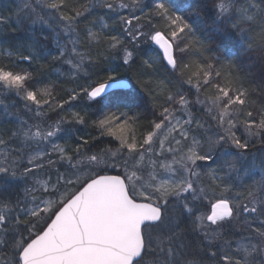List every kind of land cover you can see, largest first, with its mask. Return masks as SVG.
I'll list each match as a JSON object with an SVG mask.
<instances>
[{
	"label": "snow or ice",
	"instance_id": "6c2138e0",
	"mask_svg": "<svg viewBox=\"0 0 264 264\" xmlns=\"http://www.w3.org/2000/svg\"><path fill=\"white\" fill-rule=\"evenodd\" d=\"M0 264H264V0L0 10Z\"/></svg>",
	"mask_w": 264,
	"mask_h": 264
},
{
	"label": "trees",
	"instance_id": "16d2710c",
	"mask_svg": "<svg viewBox=\"0 0 264 264\" xmlns=\"http://www.w3.org/2000/svg\"><path fill=\"white\" fill-rule=\"evenodd\" d=\"M146 2H149V0H146ZM175 2H176L177 5H179L181 7H185V6L191 7L193 5H197V4L202 3L203 0H175ZM9 5L14 6V0H0V10L5 9V7L9 6ZM8 35H9V37H12V36H14L16 34L9 32ZM213 47H215V44H213ZM23 67L27 68L28 65L25 63L23 65ZM35 67H36V65H33L32 69H30V70H34ZM41 72H42V75L40 77L41 79H43V80H45L46 82H49V83L53 82V81H56L57 73H56V70H55V66L46 67V68L42 69ZM121 74H125L123 69L121 70ZM158 76L161 79H163L165 77V73H164L163 69L160 70V72L158 73ZM62 81H63V78H61V82H60L55 94L57 95L58 98L62 97L63 99H67V96L65 95L64 91H61L60 89H61V87L64 88V89H70L71 87H73V85H71V84H63ZM76 103L78 105L77 110H79V107H81L83 105L79 104V102H76ZM145 107L147 109H151L152 108V101L148 97H146V100H145ZM94 111H95V107L91 108V109H88V112L90 114L93 113ZM141 111H143V109ZM145 114L149 115L150 113H145ZM92 118L95 119L94 116ZM146 123L147 122L145 121V124ZM144 130L145 129H141V128H137L136 129L138 134L143 132ZM78 135H83L86 138H89L91 136L98 135V133L95 132L92 127H84V128H82L81 132L78 133ZM103 139H110V138H103ZM257 147H259V146H257ZM252 151H255V149H253ZM257 179H259V177H257ZM22 187L23 186L21 185V191H22Z\"/></svg>",
	"mask_w": 264,
	"mask_h": 264
},
{
	"label": "rangeland",
	"instance_id": "374dc122",
	"mask_svg": "<svg viewBox=\"0 0 264 264\" xmlns=\"http://www.w3.org/2000/svg\"><path fill=\"white\" fill-rule=\"evenodd\" d=\"M87 103H90V102H87ZM134 127H135V126H134ZM136 129H137V128H136ZM136 134H137V136H139V135H140V133L138 134V133H137V131H136Z\"/></svg>",
	"mask_w": 264,
	"mask_h": 264
}]
</instances>
